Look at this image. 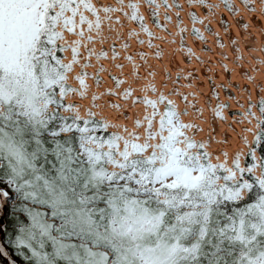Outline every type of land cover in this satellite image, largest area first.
Here are the masks:
<instances>
[{
    "label": "snow or ice",
    "instance_id": "snow-or-ice-1",
    "mask_svg": "<svg viewBox=\"0 0 264 264\" xmlns=\"http://www.w3.org/2000/svg\"><path fill=\"white\" fill-rule=\"evenodd\" d=\"M253 51L264 0H0V264H264Z\"/></svg>",
    "mask_w": 264,
    "mask_h": 264
},
{
    "label": "bare ground",
    "instance_id": "bare-ground-1",
    "mask_svg": "<svg viewBox=\"0 0 264 264\" xmlns=\"http://www.w3.org/2000/svg\"><path fill=\"white\" fill-rule=\"evenodd\" d=\"M224 18H225V19H228V14H227L226 12L224 13ZM246 20H247V18L245 17V21H243V22H246ZM257 21L259 22V17H258V15H257ZM217 27H218V26L213 22V28L215 29V28H217ZM249 31L252 32L253 37H254V39L251 40V45H252L253 47H255V46H257V45L259 44V42H260V34H259L258 31H256L255 27H250V28H249ZM232 34H233L234 36H238V35H239V34L237 33V30H236L235 27L232 28ZM245 36H246V34H245ZM225 43L227 44V41H225ZM240 47L242 48V50H244V45H243V44H241ZM213 51L215 52L216 50L214 49ZM202 55H207V54H202ZM261 55H264V54H262V53H260V52H258V51H253V52H251V55L246 56V60H247L248 62H250V61L252 60L253 57H259V56H261ZM211 58H212L213 60L217 59L216 56H211ZM193 66H194V65H193ZM219 71H220L219 68H217V72H218V73H219ZM205 88H206V85H205ZM230 91H231V90H230ZM233 94H235V93H233ZM221 99H223V94L221 95Z\"/></svg>",
    "mask_w": 264,
    "mask_h": 264
}]
</instances>
